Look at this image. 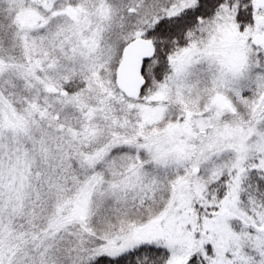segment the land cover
Returning a JSON list of instances; mask_svg holds the SVG:
<instances>
[{"label": "snow or ice", "instance_id": "6c2138e0", "mask_svg": "<svg viewBox=\"0 0 264 264\" xmlns=\"http://www.w3.org/2000/svg\"><path fill=\"white\" fill-rule=\"evenodd\" d=\"M0 264H264V0H0Z\"/></svg>", "mask_w": 264, "mask_h": 264}]
</instances>
